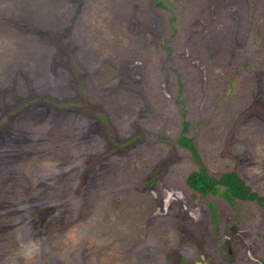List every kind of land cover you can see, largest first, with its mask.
Returning a JSON list of instances; mask_svg holds the SVG:
<instances>
[{
	"label": "rangeland",
	"instance_id": "rangeland-1",
	"mask_svg": "<svg viewBox=\"0 0 264 264\" xmlns=\"http://www.w3.org/2000/svg\"><path fill=\"white\" fill-rule=\"evenodd\" d=\"M182 120L264 199V0H0V264H260Z\"/></svg>",
	"mask_w": 264,
	"mask_h": 264
},
{
	"label": "trees",
	"instance_id": "trees-1",
	"mask_svg": "<svg viewBox=\"0 0 264 264\" xmlns=\"http://www.w3.org/2000/svg\"><path fill=\"white\" fill-rule=\"evenodd\" d=\"M159 4V3H158ZM187 130V122L182 120V126L174 138L176 144L188 151V153L195 159L197 166L190 170L185 177V183L193 191L205 195L207 193L219 194L229 204H232L236 199L239 200H253L264 211L263 196L252 190L244 180L234 171H223L218 176L210 175L204 165L200 162L195 144L191 136L185 135ZM210 212L213 217V206L210 204ZM264 247V234L262 235ZM264 264V259L260 261Z\"/></svg>",
	"mask_w": 264,
	"mask_h": 264
}]
</instances>
